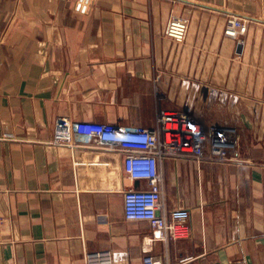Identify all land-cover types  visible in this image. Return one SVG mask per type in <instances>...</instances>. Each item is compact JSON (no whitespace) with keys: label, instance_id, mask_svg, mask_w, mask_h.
I'll return each instance as SVG.
<instances>
[{"label":"crops","instance_id":"0c3cea01","mask_svg":"<svg viewBox=\"0 0 264 264\" xmlns=\"http://www.w3.org/2000/svg\"><path fill=\"white\" fill-rule=\"evenodd\" d=\"M171 14L188 19L181 42L163 33ZM229 15L246 22L236 38ZM158 108L237 138L225 161H161L165 206L190 213L167 241L125 219L120 152L52 142L58 117L152 127ZM89 253L264 264V0H0V264Z\"/></svg>","mask_w":264,"mask_h":264},{"label":"built area","instance_id":"2783aa9c","mask_svg":"<svg viewBox=\"0 0 264 264\" xmlns=\"http://www.w3.org/2000/svg\"><path fill=\"white\" fill-rule=\"evenodd\" d=\"M187 28L186 17L171 14L163 33L181 42ZM245 31L246 22L241 17H227L226 36L236 38ZM52 142L70 147L95 145L120 152L125 176L131 182L123 190L125 219L147 222L158 239L167 241L186 235L190 213L185 207L165 206L161 161L165 158L225 161L236 154L237 138L229 125L205 124L183 110L158 108L152 127L58 117L53 124ZM135 181L143 186H134ZM85 264H110V260L103 254L89 253ZM144 264L168 263L148 258Z\"/></svg>","mask_w":264,"mask_h":264},{"label":"rangeland","instance_id":"374dc122","mask_svg":"<svg viewBox=\"0 0 264 264\" xmlns=\"http://www.w3.org/2000/svg\"><path fill=\"white\" fill-rule=\"evenodd\" d=\"M214 112V110H213V106H211V108H210V113L212 114ZM206 113H208L207 111H206ZM209 114V113H208ZM207 119H209V120H207V121H215V123H217L216 121L217 120H215L214 118H213V116H209V118H207Z\"/></svg>","mask_w":264,"mask_h":264},{"label":"water","instance_id":"95a60500","mask_svg":"<svg viewBox=\"0 0 264 264\" xmlns=\"http://www.w3.org/2000/svg\"><path fill=\"white\" fill-rule=\"evenodd\" d=\"M214 264H218V263H214Z\"/></svg>","mask_w":264,"mask_h":264}]
</instances>
